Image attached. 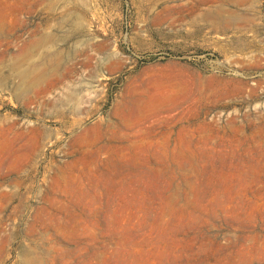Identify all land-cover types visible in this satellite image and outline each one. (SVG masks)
Returning <instances> with one entry per match:
<instances>
[{
  "label": "rangeland",
  "instance_id": "obj_1",
  "mask_svg": "<svg viewBox=\"0 0 264 264\" xmlns=\"http://www.w3.org/2000/svg\"><path fill=\"white\" fill-rule=\"evenodd\" d=\"M0 264H264V0H0Z\"/></svg>",
  "mask_w": 264,
  "mask_h": 264
}]
</instances>
